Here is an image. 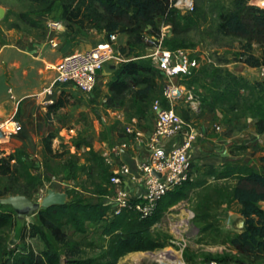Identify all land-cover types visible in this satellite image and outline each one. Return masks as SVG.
I'll return each mask as SVG.
<instances>
[{"label": "rangeland", "instance_id": "374dc122", "mask_svg": "<svg viewBox=\"0 0 264 264\" xmlns=\"http://www.w3.org/2000/svg\"><path fill=\"white\" fill-rule=\"evenodd\" d=\"M194 1L202 20L189 32L177 34H173L171 25L168 24L167 30L165 23L159 20L160 33L165 35L162 44L169 41L167 48L183 49L191 55L208 58L211 69L216 70L218 78L228 72L249 83L264 81L260 76V69L264 65L251 68L243 62L249 54L260 58V46L255 43L248 46L242 39L224 36L216 31L218 12L221 8H230L231 0ZM248 1L250 4L254 2ZM0 9L4 11L0 19V48L29 32L30 26L20 17L23 14L39 23L59 20L47 14L40 15L39 12H44L45 8L29 0H0ZM144 31H148V28L144 27ZM73 39L68 40L71 42ZM149 47V44L142 46L139 54L146 55L145 51ZM117 56L118 60H111L105 66L104 80L112 75L110 64L116 67L132 57H125L119 51ZM55 67L52 68L44 87L53 81ZM210 83L211 81L202 80L197 85L186 88L183 100L174 109L186 123L202 133L196 145L204 140L216 139L222 131L226 132L231 127L232 122L238 123L239 127L230 131L233 132L232 135L227 133V136L233 137L231 153L240 162L260 172L259 157L264 153V137L255 132V115L245 110L246 105L259 96L255 94L251 97L248 92H244L236 99L213 103L206 90L210 88ZM57 87L59 91L64 89L59 94L60 97L64 93L63 99L67 101L64 108L48 116V108L40 105L36 97L28 99L32 102L31 118L7 142L0 141V160L11 154L19 156L30 165L36 185L32 187L31 183L13 178L4 180L1 189L4 186H13L21 191L26 190L28 197L36 203L41 201L49 189L66 193L72 200L79 198L86 202L96 200L104 203V197L110 196L112 190L110 176L113 171H118L122 163L120 156H116L117 152L125 150L130 156L137 155L140 161L148 158L147 146L142 147L133 135H128L125 131L136 115L129 110L128 103L116 108L106 107V83L99 79L90 94L80 93L71 87ZM219 87L222 88L223 85L220 84ZM159 88H162L160 83ZM157 92L160 93V90ZM158 93L155 96L160 97ZM153 118L148 105L144 119L149 121ZM4 119L6 120L1 118L0 123ZM137 127L139 129L138 123ZM216 127L220 129L217 130ZM45 139L49 141L50 151L44 150ZM11 165L16 166L14 161ZM211 168L212 166L192 161L191 157L190 182L193 186L187 197L162 211L151 228L152 237L162 247L152 252L127 254L118 259L116 264H200L208 259L237 264L261 262L259 259L253 262L251 258H246L233 249L232 240L237 238L244 227H239L240 222L244 224V219L238 213V205L227 203V195L234 182L215 179L209 175ZM105 191V195H99ZM222 194L226 197H221ZM208 197L211 198L210 213L214 221L212 228L203 232L192 225V218L204 206ZM3 207L5 210H12L9 206ZM109 214L110 212L108 216H111ZM32 225H39L37 214L23 219L15 214L12 226L0 230V264H16L20 254L32 253L36 256L46 250L40 236H30ZM103 226V223L89 225L83 234L65 226L63 242L55 240L50 231L45 228L43 230L46 240L60 256L61 264H67V261L106 264L110 238L103 235ZM157 255H162V258H157Z\"/></svg>", "mask_w": 264, "mask_h": 264}, {"label": "trees", "instance_id": "16d2710c", "mask_svg": "<svg viewBox=\"0 0 264 264\" xmlns=\"http://www.w3.org/2000/svg\"><path fill=\"white\" fill-rule=\"evenodd\" d=\"M29 1L45 8L44 12H39L40 15H50L51 18L59 19L66 24L68 39L74 28H90L96 33H103L105 38L113 33L127 35L126 47H121L118 51L125 57L130 55L132 57L113 69L106 83L105 105L108 108H116L128 103L129 110L134 112L138 120L144 119L148 105L151 106L153 100L157 98L155 96L157 91L161 92L160 75L151 59L139 54L141 47L146 44L144 39L147 36L160 34L158 20L171 25L173 34L189 32L202 20L197 13L196 5L193 13L181 15L174 8L171 0ZM230 5V8H221L218 12L216 31L224 36L242 39L248 46L253 43L259 45L261 57L257 58L249 54L243 61L251 68H259L264 65V9L251 5L248 0H231ZM20 17L32 28L41 26L38 21L25 14ZM144 27H147L148 31L145 32ZM168 43L169 41H166L163 46L167 48ZM215 71L202 66L199 75L182 82L188 88L202 80L211 81L210 88L206 90L213 103L236 99L244 92H248L251 97L257 94L259 97L250 101L245 110L255 115V132L264 136V81L249 83L244 78L228 72L218 78ZM220 84L223 85L222 88L219 87ZM63 96L64 93L60 95L55 105L48 108V116L66 106L67 101ZM43 147L45 151H50L49 141L46 139L43 141ZM12 161L16 164L15 167H12ZM259 162L260 172L248 165L228 164L220 171L211 168L209 175L217 180L234 182L227 195V203L238 205V213L244 219V227L237 238L232 240L233 249L238 254L251 258L253 262L259 259L261 262L258 264H264V209L258 205L264 202V154L259 158ZM13 178L31 183L32 187L36 185L30 165L15 154L0 160V199L15 195L28 197L26 190L21 191L13 186H4L1 189L4 180ZM192 186L189 179L177 190L163 196L155 212L146 218H141L133 209H121L119 213L108 216L109 206L99 202H86L79 198L76 200L68 198L69 202L64 206L42 209L37 213L39 225H32L30 236H40L44 240L46 250L36 256L32 253L20 254L16 264H61V258L46 240L43 228L50 231L55 240L63 242L65 226H70L74 232L83 234L87 223L104 224L103 235L110 238L106 264H116L118 259L130 253L155 251L162 246L152 237L151 228L158 221L162 211L175 206L187 197ZM105 193L106 191L99 195L103 196ZM221 197L226 196L222 194ZM210 205L212 202L208 197L204 206L200 207L192 218V225L203 232L210 230L213 225L214 218L210 213ZM3 208L0 205V230L12 226L15 215L11 209ZM67 264L90 263L67 261Z\"/></svg>", "mask_w": 264, "mask_h": 264}, {"label": "built area", "instance_id": "2783aa9c", "mask_svg": "<svg viewBox=\"0 0 264 264\" xmlns=\"http://www.w3.org/2000/svg\"><path fill=\"white\" fill-rule=\"evenodd\" d=\"M173 6L181 15H190L195 9L194 0H171ZM256 7L263 9L264 0H254ZM59 20H48L44 27L48 32L61 27ZM164 34L146 37L152 51L146 55L160 75L162 84L160 97L151 103L150 109L154 117V126L148 136V158L145 162L135 160L137 174L121 163L118 171H113L109 179L110 196L104 197V204L109 206V215L119 213L121 209H133L141 218L152 215L160 199L177 190L190 179L192 150L202 137L200 130L186 123L174 106L183 100L186 85L182 82L195 75H199L202 66L211 68V61L191 55L186 50H169L162 44ZM117 34H110L93 48L75 52L64 56L55 67V77L50 85L42 88L36 98L40 105L49 108L57 102L55 89L57 86H69L80 93L90 94L94 91L99 74L111 60H118L116 48ZM49 43L54 46L52 40ZM260 76L264 78V67L260 69ZM191 98V96H189ZM138 119L132 118L131 124L125 128L128 135H133L137 141L141 133L137 127ZM219 130V127H216ZM22 130L21 124L14 118L0 123V141L7 142L9 137ZM1 141V142H2ZM162 141L171 142V146H162ZM120 152V151H119ZM117 152L116 156H119ZM156 172L160 177L152 175ZM136 176L145 180L141 197L131 196L121 186L126 178L133 181ZM200 264H237L232 261L208 259Z\"/></svg>", "mask_w": 264, "mask_h": 264}, {"label": "crops", "instance_id": "0c3cea01", "mask_svg": "<svg viewBox=\"0 0 264 264\" xmlns=\"http://www.w3.org/2000/svg\"><path fill=\"white\" fill-rule=\"evenodd\" d=\"M45 23L41 22L39 28L30 27L29 32L16 37L13 42L0 48V119L3 117L6 120L14 118L21 125L25 124L32 115V102L28 99L36 97L42 90L43 85L46 84L49 75H51L52 68L59 62V59L75 52L89 50L105 39L103 33H96L90 28H74V32L70 36V38L74 39L70 42L66 36V24L63 23L61 27L48 32L44 27ZM159 25L160 22L158 20ZM165 28L169 30V25L165 24ZM127 39L126 34H117V50L121 47H126ZM50 40H52L54 46L49 43ZM151 51V47L147 48L145 51L146 55ZM112 66L114 65H109L113 72ZM104 73L105 71L103 70L99 74L98 79L100 82L104 81V83H107L110 78L104 80ZM65 87L70 88L69 86ZM72 89L74 90V88ZM62 90L64 89L59 91V87H56L55 94L57 99ZM253 120L255 123L256 119ZM138 124V130L141 133L139 144L144 147L147 146L148 136L153 129L154 118L149 121L140 119ZM238 127V123L232 122L231 127L226 132L222 131L216 139L204 140L195 145L192 150V161L212 166L217 171H220L228 164L247 165L240 162L236 156L234 157L230 150L233 137L227 136V133L232 135L233 132L231 133L230 131H235ZM171 144V142L162 141V146L164 147H169ZM131 157L136 161H140L135 154ZM146 160L140 162H145ZM144 185L145 180L140 176H136L135 181L126 178L121 188L131 196L139 198L143 193ZM89 202L95 203L98 201ZM258 205L262 208L264 202ZM89 225L93 226L94 224L87 223L86 228Z\"/></svg>", "mask_w": 264, "mask_h": 264}, {"label": "water", "instance_id": "95a60500", "mask_svg": "<svg viewBox=\"0 0 264 264\" xmlns=\"http://www.w3.org/2000/svg\"><path fill=\"white\" fill-rule=\"evenodd\" d=\"M3 15L4 11L0 9V19L3 17ZM111 68L114 69L115 67L112 66ZM119 156L121 162L127 168H129L133 174H137L135 159L131 157L125 150H120ZM152 175L160 177V175L154 171L152 172ZM68 202L69 199L67 197V194L58 192L55 189L47 190L46 195L41 199L39 203L33 202L31 199L23 195L8 196L0 199V205L11 207L16 216L20 219L33 216L42 209H48L54 206H64ZM239 225V227H242L244 224L240 222Z\"/></svg>", "mask_w": 264, "mask_h": 264}, {"label": "bare ground", "instance_id": "6f19581e", "mask_svg": "<svg viewBox=\"0 0 264 264\" xmlns=\"http://www.w3.org/2000/svg\"><path fill=\"white\" fill-rule=\"evenodd\" d=\"M157 256H158L157 258H162V255H157ZM140 257H141V256H140ZM140 257H139V258H140ZM163 259H164V257H163Z\"/></svg>", "mask_w": 264, "mask_h": 264}]
</instances>
